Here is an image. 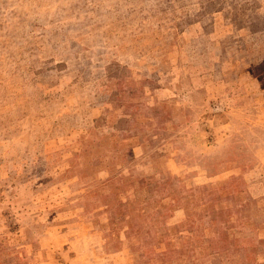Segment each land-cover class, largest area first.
<instances>
[{
    "label": "rangeland",
    "instance_id": "obj_1",
    "mask_svg": "<svg viewBox=\"0 0 264 264\" xmlns=\"http://www.w3.org/2000/svg\"><path fill=\"white\" fill-rule=\"evenodd\" d=\"M0 264H264V0H0Z\"/></svg>",
    "mask_w": 264,
    "mask_h": 264
}]
</instances>
